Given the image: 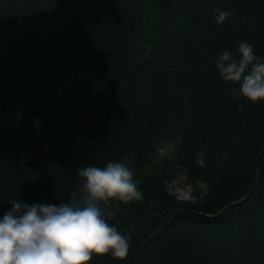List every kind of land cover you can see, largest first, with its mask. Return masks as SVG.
<instances>
[{
    "label": "trees",
    "instance_id": "16d2710c",
    "mask_svg": "<svg viewBox=\"0 0 264 264\" xmlns=\"http://www.w3.org/2000/svg\"><path fill=\"white\" fill-rule=\"evenodd\" d=\"M241 40L264 56V0H0V215L127 158L143 198L106 206L131 246L86 264H264V102L215 66Z\"/></svg>",
    "mask_w": 264,
    "mask_h": 264
},
{
    "label": "clouds",
    "instance_id": "9594fccd",
    "mask_svg": "<svg viewBox=\"0 0 264 264\" xmlns=\"http://www.w3.org/2000/svg\"><path fill=\"white\" fill-rule=\"evenodd\" d=\"M214 12L217 23L234 15L221 8ZM215 66L224 81L238 85L232 89L234 95L264 102V56L257 55L250 42L241 40L235 53L224 49ZM33 121L38 133L41 121ZM77 172L81 183L66 202L8 201L11 207L0 215V264H86L93 254L127 255L130 236L109 222L115 213L106 205L112 199L143 198L133 167L127 158L112 159Z\"/></svg>",
    "mask_w": 264,
    "mask_h": 264
},
{
    "label": "rangeland",
    "instance_id": "374dc122",
    "mask_svg": "<svg viewBox=\"0 0 264 264\" xmlns=\"http://www.w3.org/2000/svg\"><path fill=\"white\" fill-rule=\"evenodd\" d=\"M179 180L171 184L170 189L178 196L179 199L190 200L191 199V190L188 185L184 184L183 176L178 178Z\"/></svg>",
    "mask_w": 264,
    "mask_h": 264
},
{
    "label": "water",
    "instance_id": "95a60500",
    "mask_svg": "<svg viewBox=\"0 0 264 264\" xmlns=\"http://www.w3.org/2000/svg\"><path fill=\"white\" fill-rule=\"evenodd\" d=\"M263 156V153H261L258 157H257V159H256V162H255V167H254V171H253V182L255 183V181H256V178H257V176H256V171H257V167H258V162H259V160L261 159V157ZM251 194V193H250ZM249 194V195H250ZM248 195V196H249ZM247 200V198L246 199H243V200H240L239 202H236V203H234V204H231V205H229L228 207H226V209L227 208H229V207H234V206H236L237 204H240V203H242V202H244V201H246ZM225 209V210H226ZM157 234V233H156Z\"/></svg>",
    "mask_w": 264,
    "mask_h": 264
}]
</instances>
